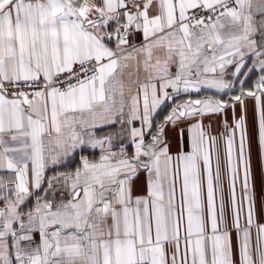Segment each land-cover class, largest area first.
I'll use <instances>...</instances> for the list:
<instances>
[{
	"label": "snow or ice",
	"instance_id": "1",
	"mask_svg": "<svg viewBox=\"0 0 264 264\" xmlns=\"http://www.w3.org/2000/svg\"><path fill=\"white\" fill-rule=\"evenodd\" d=\"M0 264H264V0H0Z\"/></svg>",
	"mask_w": 264,
	"mask_h": 264
},
{
	"label": "crops",
	"instance_id": "2",
	"mask_svg": "<svg viewBox=\"0 0 264 264\" xmlns=\"http://www.w3.org/2000/svg\"><path fill=\"white\" fill-rule=\"evenodd\" d=\"M175 150V149H174ZM260 191V184H259V173H257V192ZM237 192L239 194V186L237 187Z\"/></svg>",
	"mask_w": 264,
	"mask_h": 264
}]
</instances>
